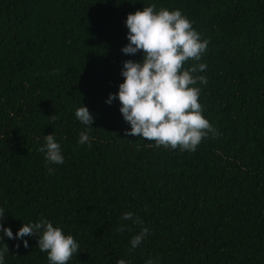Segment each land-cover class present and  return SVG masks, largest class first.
Instances as JSON below:
<instances>
[{
	"label": "trees",
	"instance_id": "1",
	"mask_svg": "<svg viewBox=\"0 0 264 264\" xmlns=\"http://www.w3.org/2000/svg\"><path fill=\"white\" fill-rule=\"evenodd\" d=\"M151 4L180 10L209 41L207 84L194 86L220 135L195 152L127 136L119 101L105 103L123 62L142 60L121 52L127 15ZM50 134L62 164L38 151ZM0 208L13 236L41 219L73 236L68 264H264V0H0ZM0 237L5 264H48L38 237Z\"/></svg>",
	"mask_w": 264,
	"mask_h": 264
},
{
	"label": "clouds",
	"instance_id": "2",
	"mask_svg": "<svg viewBox=\"0 0 264 264\" xmlns=\"http://www.w3.org/2000/svg\"><path fill=\"white\" fill-rule=\"evenodd\" d=\"M125 26L128 29V44L121 49L125 55L142 52V60L123 62L121 76L116 94H109L106 104L111 105L118 100L119 111L124 121L130 125L125 134L154 142L156 147L195 152L203 139L211 136L219 138V131L204 116L203 106L199 102L201 89L197 83L207 84V78L197 73L207 70L206 63H199L207 50L209 41L202 40L194 30L192 22L180 10L169 11L163 7L156 10V5L143 7L135 13L128 14ZM193 63L185 68V65ZM76 119L84 126L91 128L94 117L87 107L75 110ZM54 122L56 116L48 118ZM78 144H88L91 140L86 131L79 134ZM44 153L46 164H62L61 145L53 134L44 136V143L38 149ZM55 172L48 168V174ZM5 211L0 208V231L8 239L20 240L26 236H36L40 252L47 254L48 264H68L79 245L71 235H65L60 227L41 219L39 222L23 224L15 236L10 228L3 227ZM121 219L142 224L132 212H125ZM126 225L117 228V232L125 231ZM148 228L142 227L140 232L130 240L131 248L138 247ZM3 237H0L2 240ZM18 249L19 244L15 245ZM23 247L28 248L27 240ZM8 253L7 245L0 249V264H5L4 256ZM116 264H127L119 259ZM146 264H158L149 259Z\"/></svg>",
	"mask_w": 264,
	"mask_h": 264
}]
</instances>
